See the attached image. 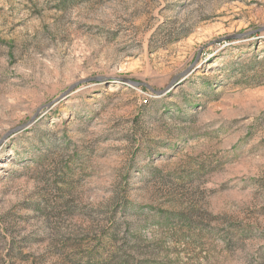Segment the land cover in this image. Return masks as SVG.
Wrapping results in <instances>:
<instances>
[{"label": "rangeland", "instance_id": "obj_1", "mask_svg": "<svg viewBox=\"0 0 264 264\" xmlns=\"http://www.w3.org/2000/svg\"><path fill=\"white\" fill-rule=\"evenodd\" d=\"M0 264H264V0H0Z\"/></svg>", "mask_w": 264, "mask_h": 264}, {"label": "water", "instance_id": "obj_2", "mask_svg": "<svg viewBox=\"0 0 264 264\" xmlns=\"http://www.w3.org/2000/svg\"><path fill=\"white\" fill-rule=\"evenodd\" d=\"M130 84L131 85H133V86H135V87H138V86H140L141 84H139V83H136V82H130Z\"/></svg>", "mask_w": 264, "mask_h": 264}]
</instances>
